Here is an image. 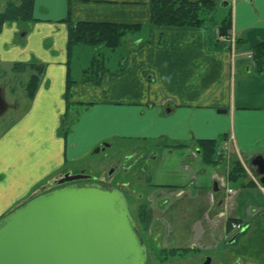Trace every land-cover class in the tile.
<instances>
[{
  "label": "crops",
  "instance_id": "1",
  "mask_svg": "<svg viewBox=\"0 0 264 264\" xmlns=\"http://www.w3.org/2000/svg\"><path fill=\"white\" fill-rule=\"evenodd\" d=\"M187 1L212 3L201 7L200 24H154L152 0H35L37 20L22 35L24 46L11 42L9 58L36 63L34 72L42 68L43 78L26 118L12 125L14 137L0 139V181L9 184L3 195H15L0 207V218L42 193L40 187L63 171H74V163L97 146L121 139L157 147L145 164L152 177L140 178L143 194L138 199L140 206L150 205L153 221L164 227L165 249L195 245L198 252L210 253L234 236L243 234L240 241L246 244L264 230L258 225V217L264 216V183L252 164L254 158H264V53L259 51L264 0H232V6H222L223 0ZM43 11L46 17H38ZM229 14L239 42L234 58L221 35ZM67 18L141 28L115 51L84 44L69 50ZM14 34H0L1 56L3 40ZM87 47L88 63L76 79L75 50L86 54ZM113 55L117 59L111 64ZM92 66L106 71L100 73V84L85 81ZM69 86L76 96L72 105L81 107L61 134ZM33 135L40 142L28 139ZM204 141L216 142L215 153ZM33 150L36 168L44 174L26 184L13 168L20 160L27 164L32 156L26 151ZM130 153L135 157L137 152ZM54 160L60 171L46 175ZM237 163L244 173L235 178ZM30 177L24 174V179ZM234 224L244 229L236 230ZM260 250L257 254L263 252L262 244Z\"/></svg>",
  "mask_w": 264,
  "mask_h": 264
},
{
  "label": "water",
  "instance_id": "2",
  "mask_svg": "<svg viewBox=\"0 0 264 264\" xmlns=\"http://www.w3.org/2000/svg\"><path fill=\"white\" fill-rule=\"evenodd\" d=\"M7 109L0 92V116ZM252 164L264 183V158ZM65 178L62 184L91 176ZM147 259L128 197L98 181L52 189L0 220V264H146Z\"/></svg>",
  "mask_w": 264,
  "mask_h": 264
},
{
  "label": "rangeland",
  "instance_id": "3",
  "mask_svg": "<svg viewBox=\"0 0 264 264\" xmlns=\"http://www.w3.org/2000/svg\"><path fill=\"white\" fill-rule=\"evenodd\" d=\"M14 2L19 5L20 0H0V13L8 7H11V3ZM44 14V11L42 13L38 12L37 16L46 17ZM30 26L31 25L29 22H14L8 26L10 28L6 27L4 30L5 32H11L15 34L14 36H9L3 40L4 44L6 45H4L2 50L5 52H3L2 56L0 55V90L2 91L1 93L5 101L8 103V106H10L8 111L0 116L1 140L11 134L12 125L17 123L19 120H22L24 117L26 118L27 116V110L30 102L32 101V96L30 97L28 95V83L31 76L35 73L34 75L40 76L41 79L43 78V74L40 75L39 72H34L35 70L31 67V65L34 63H24L25 60H16L15 62V60L9 58V53L12 52V48L9 49V46L12 45L11 42H13V44L18 43V46L19 44L20 46H24L22 44H24V42L26 43V40H24L22 35L28 30ZM230 46L232 50L233 48H238L236 43L235 45L230 44ZM89 49L90 48L87 47L88 51L86 54L85 52H82L87 56H83V54L80 53L78 49L75 50V53L79 52L77 54L74 53V60L76 63L74 65L75 71L73 76L76 79H80L82 77V69L84 65L88 63V54L90 53ZM236 51H233V58L235 55L237 56ZM116 59L117 56L113 55V58H111L109 61L112 64ZM22 63L27 64V66L25 68L22 67L20 71L14 69L16 64ZM90 76L91 78H94L95 75L90 72L88 77ZM92 83L95 85L98 84L95 81ZM100 83L101 82H99V84ZM73 85H76V83H73ZM75 97L74 89L70 88L69 91L65 92L67 109L61 118V122L63 121L61 129L59 130L61 134H63L65 128L64 122L66 123L68 121H72V117L76 116V113L80 110V105H72L71 100ZM84 99L85 97H83V100ZM10 136L12 137L13 134ZM28 139L34 140L36 142H40L41 140L40 137L35 135L29 136ZM18 144L19 146L22 145V143ZM104 144L108 145V147L102 148L104 147L103 145L97 146L89 156L82 158L77 163H74L75 170L71 172H73L75 175H91L96 177L98 182L101 181L100 183L104 182L103 184L105 185L118 187L124 191L129 199L130 208L134 217L136 218L139 231L147 246L148 259L146 264H204L208 257L212 258V264H233L234 260L237 258H242L243 262L254 261L255 264H264V250L262 253L257 254V251H261L260 245L262 244L264 246L263 229L257 231L254 234V239L251 242L246 243L247 245L242 244L241 239L237 245H228L226 243L227 245L224 246V248L210 253L198 252V250L195 249V245L190 250H178L174 251L175 253L173 250H167L162 247L161 243H163V239L161 238L165 235V229H163L164 227L153 221V212L148 213L149 210H147L144 224V222H142L140 219L141 210L140 208L137 209V205L140 206L141 203L138 199V195L140 193L143 194L142 187L140 185L138 186L139 180L146 176L147 180H149L151 179L152 175L150 172L146 171V166L142 163L136 162V159L142 153L151 156V158L154 157L157 147L153 144H143L134 141H124L121 139L113 140L111 143ZM98 148H100V151L96 152ZM131 151L137 152L135 153V157H128L129 154H132L130 153ZM26 152V154L32 156L31 158H28V163L26 164L24 161L20 160L22 163H20L18 166H15L13 169L17 171V174L21 177L20 179H22L26 184H30L35 176H41L44 174V172L36 168V162H34L33 158V156H35V150ZM58 164L59 162L57 160L49 162L50 169L46 175H49L50 173H57L58 170L60 171L61 168ZM112 169H115V171L111 174ZM71 172L63 171L61 175L59 174V176H56L55 179L49 182L47 186L44 185L45 187L42 186L40 188H49L53 184L56 186L58 184L59 178ZM26 173L32 174V177L24 179V174ZM132 181L133 183H130ZM8 186L9 184L6 186L4 182L0 181V207H4L6 204L10 203L11 199H14L15 195L13 196L7 192L3 195V191H5L6 187ZM20 191L22 192L24 190ZM18 195L19 194H16V196ZM148 195H151V193H148ZM148 209H150L149 204ZM8 213L9 212H5V215L2 218H4ZM2 218H0V220ZM258 221V225L263 226L264 228V216L258 217Z\"/></svg>",
  "mask_w": 264,
  "mask_h": 264
},
{
  "label": "trees",
  "instance_id": "4",
  "mask_svg": "<svg viewBox=\"0 0 264 264\" xmlns=\"http://www.w3.org/2000/svg\"><path fill=\"white\" fill-rule=\"evenodd\" d=\"M34 4L35 0H20L19 5L14 2L11 3V7L3 10L0 13V34H2L4 29L11 23L35 22L37 19L34 18ZM204 5L211 6L212 3L207 1L191 3L187 0H152V22L156 25H198L201 23V20L199 19V11ZM63 22L67 23L69 26V50H71L77 44H84L96 49L108 48L112 51H115L122 45L125 37L129 33L141 28L138 25L115 24L108 22L91 23L84 21H72V19L69 18L63 20ZM230 27L231 15L229 14L223 22L221 35L227 36ZM259 51L264 53V44L261 45ZM26 66L27 64L24 63L16 64L15 68L21 70L22 67L25 68ZM31 67L36 70L38 69L36 68L37 66L35 64H32ZM37 72H39L41 75L42 68H40V70ZM90 72L95 75L94 78H91V76L88 77V74ZM90 72H86L87 79L85 81L90 80L91 82L95 81L99 83L101 81L100 73H105L106 71L102 68L92 66ZM39 80L40 76L38 75H34L31 78L28 87V95L30 97H34V95L36 94L39 86ZM70 87L71 86L68 87L69 90ZM203 144L204 146L209 148V150L215 153L216 142L204 141ZM235 166L236 172H238L235 174V178H237L244 173V168L241 167L239 163H237ZM139 208L141 210L140 219L145 224L148 205L145 204L140 206Z\"/></svg>",
  "mask_w": 264,
  "mask_h": 264
},
{
  "label": "flooded vegetation",
  "instance_id": "5",
  "mask_svg": "<svg viewBox=\"0 0 264 264\" xmlns=\"http://www.w3.org/2000/svg\"><path fill=\"white\" fill-rule=\"evenodd\" d=\"M227 2H228V5H230V6H232L233 5V1L232 0H223L222 1V3H221V5L222 6H227ZM233 8V7H232ZM26 32L23 34V36H26ZM235 37V40H236V44H237V46H238V44H239V42H238V38H237V34H236V32H235V30H234V28H233V21H232V19H231V27H230V29L228 30V33H227V36L225 37L224 36V38L225 39H227L228 41H229V38H232V37ZM229 37V38H228ZM231 44V43H230ZM36 68H39L38 66L36 67ZM0 92H2L1 90H0ZM28 93H29V89H28ZM10 108V106H8V109ZM8 109H7V111H8ZM65 123V122H64ZM65 125V124H64ZM65 128H66V126H65ZM64 128V129H65ZM104 147H102V148H106V147H108V146H106L105 147V144L103 145ZM155 156H156V154H155ZM154 156V157H155ZM154 157H152L151 158V156H148V155H146L145 153H142V154H140L139 156H138V158L136 159V162H139V163H142V164H146L147 162H148V160H150V159H153ZM115 171V169H112L111 170V174L113 173ZM71 172V171H70ZM72 173V175H75L73 172H71ZM78 175V174H77ZM84 175H87V174H84ZM88 176H91V175H88ZM66 178H65V175L64 176H62L61 178H59V180H58V184L55 186L54 184L53 185H51V187H49V188H44L43 189V192H45V191H48V190H52V189H55V188H58V187H61V186H64V185H68L69 183H83V182H90V181H97V179H96V177H93V176H91V179H86V180H78V181H73V182H64V184H62L61 182L63 181V180H65ZM100 181V180H99ZM262 181V180H261ZM101 182V181H100ZM104 183V182H103ZM263 183V182H262ZM42 192V193H43ZM242 229H244V228H242ZM247 229V226L245 227V230ZM243 236V234L242 235H238V236H234L227 244L228 245H232V244H238V242L240 241V238ZM233 245V246H234ZM209 261V263L208 264H212V258H207L206 260H205V262H204V264L206 263V262H208ZM219 264H222V263H219ZM233 264H255V262L253 261H249V262H243V259L242 258H237L236 260H234V263Z\"/></svg>",
  "mask_w": 264,
  "mask_h": 264
},
{
  "label": "built area",
  "instance_id": "6",
  "mask_svg": "<svg viewBox=\"0 0 264 264\" xmlns=\"http://www.w3.org/2000/svg\"><path fill=\"white\" fill-rule=\"evenodd\" d=\"M229 41L231 42V44L235 45L236 43V40H235V37L233 36L232 38H229ZM233 51L235 52L236 51V48H233ZM252 57V56H250ZM235 227H238V226H235Z\"/></svg>",
  "mask_w": 264,
  "mask_h": 264
}]
</instances>
